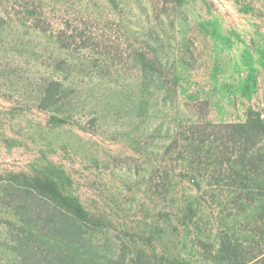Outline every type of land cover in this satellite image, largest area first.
Masks as SVG:
<instances>
[{
    "label": "rangeland",
    "instance_id": "1",
    "mask_svg": "<svg viewBox=\"0 0 264 264\" xmlns=\"http://www.w3.org/2000/svg\"><path fill=\"white\" fill-rule=\"evenodd\" d=\"M250 113L264 0H0V264L45 179L91 215L92 264H264V141L220 126Z\"/></svg>",
    "mask_w": 264,
    "mask_h": 264
},
{
    "label": "trees",
    "instance_id": "2",
    "mask_svg": "<svg viewBox=\"0 0 264 264\" xmlns=\"http://www.w3.org/2000/svg\"><path fill=\"white\" fill-rule=\"evenodd\" d=\"M200 104L207 106L208 102L204 101ZM254 115L261 117V114L250 113L244 123H229L220 126L231 129L232 137L236 138L235 142L245 138L247 143L244 148H246L249 144H254L256 138L264 141V118L260 119L259 116ZM205 125L216 127L212 123ZM247 154V151H240L241 162H245ZM251 154L249 157L255 168L264 170V151L259 148L257 152ZM234 174L244 178L240 172H234ZM261 176L262 174H257V177ZM35 187L38 189V195L45 198L46 202L41 207L46 206V210L44 215H41L43 212L37 213L34 208L33 218L25 220V226L29 227L25 230V234L19 237L15 246L18 252L17 264L95 263V257L91 260L85 259L93 247L90 237L87 236V229L92 223V218L78 198L58 190L57 182L50 179L36 180ZM31 192L28 191V193ZM47 195L53 201H50ZM27 209L32 208L28 206ZM69 248L73 249L72 255L67 252ZM82 249L87 252L84 253Z\"/></svg>",
    "mask_w": 264,
    "mask_h": 264
},
{
    "label": "built area",
    "instance_id": "3",
    "mask_svg": "<svg viewBox=\"0 0 264 264\" xmlns=\"http://www.w3.org/2000/svg\"><path fill=\"white\" fill-rule=\"evenodd\" d=\"M262 118H264V114H262Z\"/></svg>",
    "mask_w": 264,
    "mask_h": 264
}]
</instances>
